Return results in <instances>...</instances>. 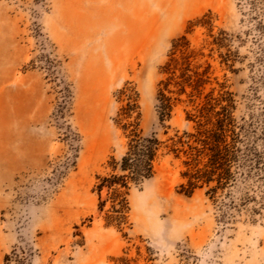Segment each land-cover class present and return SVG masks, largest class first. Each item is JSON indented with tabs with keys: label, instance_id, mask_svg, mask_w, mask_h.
Instances as JSON below:
<instances>
[{
	"label": "rangeland",
	"instance_id": "374dc122",
	"mask_svg": "<svg viewBox=\"0 0 264 264\" xmlns=\"http://www.w3.org/2000/svg\"><path fill=\"white\" fill-rule=\"evenodd\" d=\"M184 54L207 82L164 89L162 122ZM222 86L240 166L187 194L173 148ZM136 135L160 141L139 180L115 168ZM0 264H264V0H0Z\"/></svg>",
	"mask_w": 264,
	"mask_h": 264
},
{
	"label": "trees",
	"instance_id": "16d2710c",
	"mask_svg": "<svg viewBox=\"0 0 264 264\" xmlns=\"http://www.w3.org/2000/svg\"><path fill=\"white\" fill-rule=\"evenodd\" d=\"M191 54H184L182 60L172 58L165 66L170 75L162 81L164 85L160 91V120L164 122L172 116V97L164 92L170 84L179 87L178 93H187L191 101L195 96H200L202 88L207 82L205 77L209 70L200 71L199 67L191 68ZM187 86L191 88L187 91ZM234 99L230 91L224 87L215 93L211 89L195 108L194 113H187V120L194 121V131H184L178 136L175 143H180L182 148H173L177 156L183 152L187 157L183 162L188 167L182 173L187 178V184L181 187L187 194H191L195 188L211 185L208 193L213 195L220 189H224L233 180L235 170L239 164V149L237 148V125L233 115ZM160 141L154 135L150 137H138L136 135L130 142L129 150L122 156L116 165L122 172L129 171L134 180L148 178L154 174V160L157 156ZM128 174H111L101 179L99 190L107 188L118 193V186L127 187Z\"/></svg>",
	"mask_w": 264,
	"mask_h": 264
}]
</instances>
